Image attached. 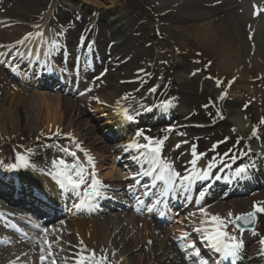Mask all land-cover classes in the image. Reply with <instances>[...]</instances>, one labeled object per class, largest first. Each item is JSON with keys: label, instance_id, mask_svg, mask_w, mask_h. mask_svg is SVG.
I'll list each match as a JSON object with an SVG mask.
<instances>
[{"label": "bare ground", "instance_id": "1", "mask_svg": "<svg viewBox=\"0 0 264 264\" xmlns=\"http://www.w3.org/2000/svg\"><path fill=\"white\" fill-rule=\"evenodd\" d=\"M58 1L63 6L68 4L78 6L79 3L80 5L84 3V6H81L83 8L88 5L97 10L102 8L107 11V15L103 18V20L106 21L103 26H100V29L109 28L111 36L114 37L113 39L111 38L110 45L115 46L114 49L117 50V55L120 56L114 63H116L118 67L117 71H123V75L119 77L122 85L115 87L116 90L113 94L103 95L101 104L102 107L105 108L104 110L98 107L100 101L95 100L94 110L99 112L106 111L107 116L105 124L111 122L110 125L115 126L113 130H116L117 127L120 128V126H122L121 129L123 130L124 124L126 123L121 112V105H123L122 102L124 101L123 98L126 97L125 99L128 100L129 97H133L134 95V93H128L127 87L132 84L130 80L135 79L138 81V85H132L139 86V82L143 80L144 74L148 73V71L146 70L147 66L141 63L144 44L140 42L141 39L134 33L136 30L138 32L141 24H138L139 20L131 16L128 8L120 2V0H47L48 8L44 12V18L34 25V27L31 28L25 26V24L17 23L11 27L10 38L0 35V50L5 47L6 50L2 52L9 53L10 49L20 47L16 53L10 54L9 60H24L27 61L30 69L33 66L34 69L36 68L38 70L42 68L47 70L51 69L54 74L55 70H58L56 66L59 65L58 61L60 59L63 65L61 68L64 69V74H66L68 66L65 65L71 59H74L76 54L74 50L75 47L72 46V48H70L68 38L61 32L59 27H55L52 25V22L49 23L48 21L49 11L55 8L56 4L59 3ZM152 2L156 6L157 13L170 10L171 17L168 21V25L169 30L174 34L175 47L179 46V42L187 43L190 42V40L196 41L201 53L215 62V68L219 70L221 75L225 77L230 75V77H232L231 82L233 81V83L230 88L229 96L233 99H240L242 97L240 94L243 88L242 83L245 80H249L248 78L251 71H255L257 76L264 75V12L256 15L254 14L255 9L253 8L254 4L258 6L264 4V0H152ZM212 13H218V17L211 19ZM19 22L21 21L19 20ZM100 22L99 19L97 22L96 15L91 14L88 16L86 23L88 29L94 32L99 28V25H101ZM229 26L233 37H231V32L226 29L229 28ZM163 30L165 29L157 30V32L160 33ZM25 37L28 38L25 39ZM4 39L10 42L6 45ZM20 40L24 42L17 43V41ZM94 44L95 42L93 45ZM96 47H98V45H96ZM7 49L9 51H7ZM176 49H178V47ZM129 57L131 58L129 59ZM124 60H127L126 64L130 60V64L134 66L132 68L133 70L129 71L125 69V66H122L125 62ZM108 62L111 63L109 59H106L105 66ZM75 67L79 68L80 66L75 64ZM58 74L60 76L61 73H57V75ZM66 77L68 76L66 75ZM192 77H194V72L191 69L185 71L182 68H176L175 70L174 79L178 85L179 102L181 103L190 99L189 79ZM56 82L59 83L60 81L56 80ZM229 84H231L229 80L222 82L224 88H227ZM102 85L104 86L100 87L101 90L109 88L107 84ZM203 85L209 91L215 92L220 102L225 101V98L220 99L221 96L225 97V95L216 88L215 84L204 81ZM89 91L90 90L86 88L85 92L89 93ZM0 92V133L5 137L3 139L10 140L15 136L29 137L30 133L37 134L40 130L46 134V136H42L44 141L53 139V134L61 128L63 123V118L57 114V110L66 107L67 110H70L73 114H78L75 103L68 99L48 94H42L40 96H35L34 94L31 95L30 98L24 97L26 95L25 91L16 88L5 78L0 79ZM147 95L148 94L144 95L143 100H146ZM30 99L38 103V105H36L37 110L41 111V108L44 107L43 109H45V111H42L44 113H39L37 111L38 116L36 119L30 121L31 123L27 126L26 115L29 114L30 109L34 107V104L29 103ZM77 100L79 101V99ZM117 101H119V104H117ZM23 110L24 114L21 112ZM224 113L225 120L231 123L232 126L236 127L239 131L246 129L245 121L239 113L230 108H225ZM72 118L73 117H71L70 120L71 122L73 121ZM75 122L79 126L82 124V120H79V116L74 123ZM74 123L72 124L75 125L76 123ZM137 138L138 136L135 138V141L129 136L125 141L122 140L114 146L116 150L120 147L125 150L133 141L141 144ZM54 142L58 147L61 145L57 141ZM62 146L67 147L68 145ZM250 148L256 152L259 151L258 153L264 156V151L261 150L262 148H259L257 144L255 146L251 144ZM48 149L52 157L58 156L53 149ZM72 149L76 152L82 151L78 153H84L89 150L93 156L95 167L93 169L91 165L86 164V168L90 171H96L98 169L108 170L106 175L110 176L112 173L114 174L110 177V179H114L111 185L114 187L118 185L121 186L119 182L125 175L123 171L119 173V170L113 165L116 159H114L113 155H110L112 152L108 147L93 144L91 146H86L84 151L81 150V145L80 148L74 146ZM128 151L131 152L128 153L129 157H127L126 161L130 160V162H132L136 160L138 165L142 167L141 172L149 167V165L144 162L143 158L140 157V151L142 150L128 148L127 152ZM6 153V150H0V188L5 189L0 191V201L3 203H9L6 197L9 196L10 190L5 186V182L7 181L10 185L12 183V180L6 173L9 170L8 165L12 164L13 161L10 160L9 155H6ZM12 153L14 156L17 154L23 155L27 159V154L24 153L22 149H17L15 147ZM187 155L188 153L185 155V161L187 160ZM185 161L182 160L181 163L186 169L183 174L186 175L192 172L193 168L190 161L189 163ZM206 168L207 163L203 161L197 162V171H202ZM120 169L123 170L121 166ZM15 171L19 174L28 176L29 174L34 175L35 173L30 169L29 163L27 167H21L15 169ZM42 177L43 181L39 179L40 184L44 189H51L49 191L52 197L58 196L61 200L67 199V196L71 198L72 192V198L74 199H70L69 201L72 212L68 214V217L72 219L69 220L68 224H65L64 231L70 232L75 236L74 245L78 247L80 251L86 246L89 250H95L99 257L102 255V246L108 244V248L111 247L113 250L112 259L116 264H124L125 261L124 259L119 261L117 256L126 255L128 257L127 260L131 264H159L161 260H165L166 256L169 255L165 253L167 247L163 246V235L167 234L168 230H164V233L159 234L155 231L156 227L151 221L139 219L133 215L124 217L121 220H116L118 214L115 213L113 215L111 214L112 218L107 216L102 219H96V217L86 212V207L83 202V189L80 190L79 196H77L71 189H61L58 178L50 180L49 176L45 174H43ZM198 181L199 179L193 181L189 186L198 185ZM15 183H13V189L15 187V189L18 190L17 192L27 191L20 185L16 186ZM150 184H152V177H150ZM157 186L162 190V182L158 183L157 181ZM209 191L207 190V192ZM189 195L188 193L184 195L186 202L189 200ZM20 198H22V195L18 193L16 200ZM209 198H214V196L211 194ZM216 198L218 201L216 200L213 205L208 207L207 212L211 214L218 213L222 217H227L229 211L237 214L252 209L254 202H259L264 198V191L260 195H255L245 201L237 203L222 202L220 201L222 198L219 195ZM189 203L191 204L192 202L190 201ZM197 215H199V218H196ZM197 215L194 214L195 218L192 217V223L194 226L200 228L202 226L201 220L205 219V217L203 213ZM118 218L120 219V215ZM112 219L125 226V228L119 229L116 233L120 235L118 237L111 231L109 226V221ZM37 224L39 225L40 223ZM3 230L5 231V229ZM4 231H0V264H40L37 259L38 255L33 259L27 251L29 247L34 248L37 245H22L16 243L17 241L13 239L14 237ZM198 234L200 237L203 235L199 232ZM111 236L112 239H110ZM81 240L84 245L82 248L80 243ZM149 240L150 243H148ZM244 240L247 239L243 238V241ZM262 247L264 246H261L260 243L253 244L251 250L249 249L246 251L243 249L239 256L242 255L243 259L248 264L264 263V251H261ZM174 264L178 263L174 262Z\"/></svg>", "mask_w": 264, "mask_h": 264}, {"label": "rangeland", "instance_id": "2", "mask_svg": "<svg viewBox=\"0 0 264 264\" xmlns=\"http://www.w3.org/2000/svg\"><path fill=\"white\" fill-rule=\"evenodd\" d=\"M122 3H125V5H127L130 10V13L133 16H135L136 18H140L139 20L141 22V26L137 34L142 40L140 42L144 44V52L141 58V62L142 64H145L147 66L146 70L149 73V76L147 78L148 80H150L148 84H146L147 80H143L139 82V86L130 85L129 87H127L128 93H134V95L129 100L125 101L126 103L130 101H135L136 106H139L142 103H145L146 106L147 104H152L151 102H153L154 99L164 101L169 100L171 98H175V94L178 90V87L174 80V70L177 65H181L183 67V70L193 68V70L198 74L206 76L213 81L225 82L227 80L232 79L230 75L226 77L224 75H221L219 70L215 68V62H213L211 58H208L201 53L196 41L190 40V42L187 43L179 42L180 44L179 46H177L178 49H176L177 47H175L174 43V34L171 32V30H169L168 25V21L171 17L170 11H162L157 13L156 6L153 4L152 0H122ZM44 5V0H10L6 4V6H4V8L0 9V35L8 38L11 30L8 28V25L18 23L16 22L17 20L22 19V23H25L27 25H29V22L34 19L40 20L43 14L40 9L43 8ZM66 9L69 11V13L63 15L62 17H59V14L56 13V10L58 11V9H56L53 11V14L50 18L52 21L56 20L57 23L62 27V30H66L68 33H70L67 35L71 36L74 42L79 36H82L85 33V14L79 11H75L72 8ZM90 9L94 15L104 14V12L106 13V10H103L102 8L99 9L101 11L94 9L93 7H90ZM217 17L218 13H212L211 19ZM160 29L165 30L161 31L159 35L158 33H156V30ZM226 29L227 31L231 32V37H233L230 26ZM98 34L102 36V39L108 38V30L99 31ZM85 35H87V33H85ZM85 41V47H87V45L91 42L90 38H85ZM146 42L148 43L145 45ZM101 43H105V41L102 40ZM176 61H178V63ZM128 63V66L125 67V69L131 71L134 66L130 64V60ZM115 73L116 71H108L107 76L101 79L99 82L107 84L109 88L102 90L101 92H95L93 94V97L95 96L100 98L104 93L111 94L115 92L117 82L119 86L121 85V83L118 80L116 81V78L113 77L114 75H116ZM256 76L257 75L255 74V71H251L249 80H245L242 83V85L245 87L244 90L246 91V94L242 93L243 99H232L231 101L236 104V108L239 110V112L243 114L248 120H250V123L252 122L256 127L259 128L258 137L260 138V140H264V125L260 124L261 118H264V77L261 76L260 78ZM7 79L8 81L10 80L12 83H14L15 86L18 85L20 88L25 89L26 95L24 97L30 98V96L34 94L35 96H40L43 94L42 92H39L37 90L35 91V89L25 87L23 85L24 83L18 81L12 76L7 75ZM94 85L95 82L92 83V86ZM153 86H157V88L159 87L158 98L151 97L150 100H143L144 95L148 94L153 88ZM227 91H229V88ZM225 93L228 94V92ZM65 99H68L75 103L76 108L78 110V114H73L70 110H67L66 107L59 108L57 110V114L63 118V123L61 128L59 129L60 134L56 135L57 132H55L53 134L54 137L56 136L55 138L64 143L65 145L70 144V147L72 148L76 146V143H79V145H81V150H85L86 146H91L93 144L97 146H106V144H110L109 142H104L102 132V128H104V126L102 124L100 125V121H102L104 117L102 115L104 114L101 112H91L92 109L88 107V103L86 102H84L83 106V103L81 104V102H77L76 100H74V98L72 99L71 97H65ZM173 101H175V99ZM29 103L34 104V107L30 109L29 114L26 115L27 126H29V123H31L30 121L36 119V117L38 116L37 111L39 113H44L42 111H45V109H43L44 107L41 108V111L37 110L36 105H38V103L33 101L32 99H30ZM174 105L178 108H181L180 111L182 112L180 116L177 113L176 118H179L177 120H174L169 126H159L150 129L144 126V123H142L139 125V127L144 129H137V132L142 131L144 136L156 139H163L165 136H167V139L164 140V144L162 146V153L166 154L170 152L171 157L168 158L169 160L174 159V157L176 158V160H182L183 158H185L184 154H186L187 152L191 154V149L193 145L196 146L198 154L206 153V155L202 156L199 160L206 159L209 162L215 160L216 165H225L226 162L230 160V157L233 155L237 157L242 156V153L244 152L241 151L242 149L244 151L247 142L241 134L234 131V127H231L230 124L218 125L216 130L211 131L206 136L196 135L192 133L190 129L187 130L188 128H190V126L207 125L213 121H216V118L222 115V109L218 105V102L216 101L215 97L212 95L210 96L208 90L204 86H201L200 84L196 83L192 86L191 100L188 106L179 104L177 101L174 102ZM126 107L129 112L130 109L133 111L135 110L133 105ZM233 109H235V107ZM21 112L24 114V110ZM77 115L79 116V120H82V124L80 126L77 125L76 122V124L74 123V121L78 118ZM71 117H73L72 122L70 121ZM72 123H74L75 125H73ZM68 133H71V137L66 135ZM249 133H252V131L248 128V131L244 133L243 136L249 135ZM33 135L34 133H30L29 137L21 136L22 138L19 137L14 140L10 139V142L5 141V144L2 145L1 148H7L9 145H13L14 147H16L21 143H24L28 146L35 144L34 139L38 138V136L33 137ZM36 135H39L40 137L46 136L45 132H43L42 130H40L39 133ZM140 137L142 144L147 143V141L144 140L143 136ZM174 139H176L177 142H174ZM221 141H223V143H219ZM36 143H40V141ZM224 143L225 146L223 148L227 147V150L223 148H221L220 150V147ZM177 145H179V147H177ZM213 145H217L214 151L211 150L213 148ZM70 147L67 149H71ZM225 153H227V155H225ZM65 156L66 158H64L63 160L68 163H74L72 162V157H70L69 154ZM187 158H190L189 160L193 159L192 155ZM60 159L61 158L59 157H51L50 162L52 163L53 160ZM40 163L43 164L45 162L40 161ZM241 164H245V162H242ZM107 173L108 170L106 169H102L100 171L98 170L97 176L99 177L97 178L100 180H109V178L113 176V173L110 176L106 175ZM260 215L261 216L259 220V233H261V238H263L264 214L260 213ZM62 226L63 225L60 226L58 224L55 227L51 228L50 232L53 234H56L58 230H60L61 232L63 228ZM109 226L114 234H116L119 229L124 228V225L118 224L115 220L109 221ZM116 236L118 237L120 235L116 234ZM110 239H112V236L110 237ZM49 240L53 243L57 241L56 237H49ZM107 246V244H104L102 248H105ZM167 246L170 247V244H168ZM72 252H74L73 249ZM176 257L178 256L176 255ZM118 259H122V257L119 256ZM123 259L126 260L124 261L125 264H131L127 260L128 257L126 255L123 256ZM169 260H171V264H174L176 259L172 258L171 255L170 259L163 262L161 260L160 264H169ZM107 262H109V259Z\"/></svg>", "mask_w": 264, "mask_h": 264}, {"label": "snow or ice", "instance_id": "3", "mask_svg": "<svg viewBox=\"0 0 264 264\" xmlns=\"http://www.w3.org/2000/svg\"><path fill=\"white\" fill-rule=\"evenodd\" d=\"M255 9L254 14L259 15L260 13L264 12V4L262 5H253ZM28 37H25L27 39ZM23 40L17 41V43H23ZM217 83H221L218 81ZM231 83V82H230ZM150 91L155 92L156 89L152 88ZM224 97L221 96L220 99ZM175 98H171L169 100L161 101L159 104V108L162 111H167L169 108L173 106V100ZM119 104V101H117ZM206 107V106H205ZM151 110V109H147ZM121 112L123 117L128 121L135 120V115L130 114L127 108H122ZM138 114V113H137ZM261 125H264V118H261L260 121ZM59 130L57 131L56 135H59ZM71 137V133L66 134ZM137 136H143L144 140L147 143L140 144L133 141L129 144L128 148H135L140 151V157L143 158L144 162L149 165V167L144 170L142 173H138V175L152 177V187L155 188L157 186V181L162 182L163 188L161 191L162 196H167L169 192L174 191L177 187L187 188L191 183L195 180H205L208 179L211 175V170L216 166L215 160L210 162L207 165V168L202 171L196 170L197 161L206 153H197L196 146L193 145L191 149V155L193 159L190 161L193 171L189 174L182 175L180 172L176 170L173 163L167 161L162 158V146L164 144V140L167 139L165 136L163 139H156L148 136H144L142 131H138L136 133ZM251 136L254 138H258L259 136V128L253 127ZM74 139V138H73ZM223 143V141L219 142ZM76 147L80 148L79 143H76ZM179 147V145H177ZM217 145H213L211 150H215ZM125 149V151L128 150ZM31 151V150H29ZM63 151L67 152L70 156L76 157L75 152L69 151V149L64 148ZM231 151V150H229ZM246 153H242L245 155ZM87 155V153H86ZM227 155V153H225ZM16 163L8 165L9 170H15L21 167H27L28 161L27 159L20 154H17ZM88 164L91 165L94 169V160L93 158L88 155ZM135 159V158H134ZM233 163L237 160V156L233 155L230 157ZM225 167H231V165H225ZM254 167V165L249 164H241L240 166L236 167L234 170L233 175L236 177H240L242 175H247L249 172V168ZM52 168L55 170L54 172H50V175H53L54 178H58V183L61 189H72L75 191L83 189V195L86 200L91 201L97 197H103L105 193L102 191L103 188L106 187L96 178L95 171L91 173H87L86 168L76 163H68L63 159L60 160H53L52 161ZM222 171V170H221ZM217 179L220 177L217 176ZM90 179V182H89ZM227 179V177H225ZM137 184L140 183L139 180L136 181ZM146 189L149 188L148 185L144 186ZM148 191L144 192V195H148ZM204 193L201 192L200 196L203 197ZM141 202L138 200V203ZM159 203V201H157ZM151 211V209H149ZM203 213L205 219L201 220V227L194 229V231L202 233V239L206 241L210 247L214 250L215 253L219 254V261L214 262V264H220L222 261H229L231 260L233 264H235V260L240 254L243 246L244 241L241 237L231 234L228 231L229 225L233 226L237 229L241 234L244 230L242 226L251 225L256 221L257 214L261 213L264 214V202H254L252 205V210L248 212H242L234 214L232 211H229L227 217H222L220 214H211L208 213L206 209H200ZM15 227V226H13ZM39 227V225H36ZM189 237V233H183L180 237L181 241H187ZM45 244L48 245L49 249L51 248V244L45 240ZM81 245H83V241H80ZM261 246H264V238H261L259 241ZM182 250H187L188 248L194 249L193 255L195 257H200L201 252L199 249L196 248L195 243H182L181 244ZM261 251H264V247L261 248ZM87 253V254H84ZM41 261L45 259L43 255L40 257ZM107 255L102 254L99 257L97 256L95 250H89L85 246L82 248L81 253L78 254V258L76 260V264H107ZM53 264L55 262L53 261ZM194 264H209L208 260L201 259L199 261H194Z\"/></svg>", "mask_w": 264, "mask_h": 264}]
</instances>
